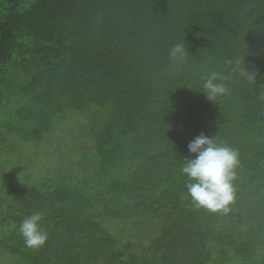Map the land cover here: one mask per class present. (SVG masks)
Segmentation results:
<instances>
[{"label":"trees","instance_id":"trees-1","mask_svg":"<svg viewBox=\"0 0 264 264\" xmlns=\"http://www.w3.org/2000/svg\"><path fill=\"white\" fill-rule=\"evenodd\" d=\"M1 132L17 168L44 143L56 161L4 176L1 264H264V0H0ZM201 132L239 153L227 213L187 195ZM34 211L39 249L17 232Z\"/></svg>","mask_w":264,"mask_h":264},{"label":"clouds","instance_id":"clouds-1","mask_svg":"<svg viewBox=\"0 0 264 264\" xmlns=\"http://www.w3.org/2000/svg\"><path fill=\"white\" fill-rule=\"evenodd\" d=\"M169 55L173 59L183 58L186 55L184 45L175 44ZM252 78L250 75L249 79ZM219 79L218 74L212 72L204 80L203 87L209 100L227 91L224 83L217 82ZM187 147L195 156L186 159L181 172L188 178L185 188L193 206L210 212L227 213L235 199L233 181L235 169L239 166L238 151L230 146H218L203 132L195 136ZM43 223L44 216L40 211L32 212L19 223L17 232L27 248L39 249L46 244L48 232Z\"/></svg>","mask_w":264,"mask_h":264},{"label":"rangeland","instance_id":"rangeland-1","mask_svg":"<svg viewBox=\"0 0 264 264\" xmlns=\"http://www.w3.org/2000/svg\"><path fill=\"white\" fill-rule=\"evenodd\" d=\"M67 123H69V121ZM82 124H85V122ZM1 136L3 137L2 132L0 133V137ZM54 139L57 143L61 142L57 139V137H54ZM5 150L8 149L5 148L2 150V148H0V189L3 188L2 181H7L8 178V183H10L9 186H12V184L17 185L21 180H24L28 177L31 181H36L34 179H41L43 176H45V172H48V170L52 168L51 166H53L56 162L50 155L53 148L51 145H46L45 143L38 146L35 152L30 153L28 150L29 153L23 157V160H26V166L22 168L20 166L17 168V165H20V162L22 161V155L26 153V149L22 148L21 150V147L19 146V149L16 150H9L8 152H5ZM60 159L64 160V158ZM2 163L5 165L4 172H2ZM4 176H7L8 178ZM12 177H15V182L12 181ZM31 181L27 180L25 184L30 183ZM1 263L2 261H0V264Z\"/></svg>","mask_w":264,"mask_h":264}]
</instances>
